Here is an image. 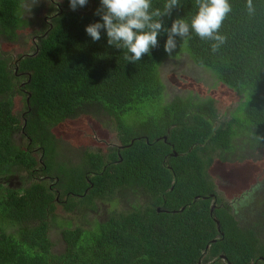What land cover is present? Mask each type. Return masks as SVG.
<instances>
[{
    "label": "trees",
    "instance_id": "obj_1",
    "mask_svg": "<svg viewBox=\"0 0 264 264\" xmlns=\"http://www.w3.org/2000/svg\"><path fill=\"white\" fill-rule=\"evenodd\" d=\"M28 1L0 0V35L9 42L17 43L19 32L31 25ZM164 3L152 0V7L163 10ZM194 3L180 0L162 18L164 26L190 18ZM230 3L220 29L227 40L215 53L211 41L192 34L187 44L177 37L170 57L162 31L159 47L130 63L126 49L108 45L106 31L95 42L85 31L101 21L95 14L100 0L76 10L70 0H59L52 27L43 22L33 56L13 62L0 53V179L28 175L20 188L0 183V264H264L260 219L250 224L245 216H232L227 205L210 216L215 160L243 163L250 158L240 153L264 149V0H253L252 15L246 0ZM185 54L193 67L242 96L226 126L215 98L167 93L161 67ZM19 96L21 119L15 111ZM86 117L116 125L120 162L104 161L118 159L112 148L105 155L90 152L86 170L63 161L55 127ZM17 133L25 146L14 139ZM241 201L251 204L248 197ZM117 203L130 208L90 221L89 230L65 220V248L53 251L50 234L60 213L97 214L102 205Z\"/></svg>",
    "mask_w": 264,
    "mask_h": 264
},
{
    "label": "rangeland",
    "instance_id": "obj_2",
    "mask_svg": "<svg viewBox=\"0 0 264 264\" xmlns=\"http://www.w3.org/2000/svg\"><path fill=\"white\" fill-rule=\"evenodd\" d=\"M56 4L59 0H54ZM41 2V3H40ZM29 0L26 2V19H28L31 25L22 32L19 33V39L17 43L7 41L4 36L0 35V50L4 53L14 56V54L19 53V55H29L33 56L34 50L36 49L33 43V38L38 35V32L44 31L46 29L43 26L44 17L51 18L52 15L56 13L50 0ZM55 4V5H56ZM38 42V41H37ZM161 76L164 83L167 85V93L182 91L183 94H188L192 92L194 95H198L201 98H207L211 96L215 98L218 102V107L221 108L222 114L220 115V124L226 126L230 119L233 117V112L240 106V101L242 96L237 95L228 87L218 84L217 80L213 75L206 71L196 67L189 60L188 56L185 54L181 56L180 61L166 60L161 67ZM171 99V98H169ZM22 96H19L17 102L15 103V111L21 119V111L23 109ZM136 116H126L125 120L135 122ZM90 126H96V123L92 122L88 118H81L78 120H70L64 122L63 124L57 126L54 129V134L58 140L59 151L62 155L63 161H71L75 164L77 163L80 155L85 150L99 151V153L105 155L108 151V146L100 145L88 137L84 132L89 129ZM107 129H111V135L107 137V142H116V125H109ZM92 137V136H91ZM16 141L22 142L26 145V140L20 137L17 133L14 137ZM105 143V144H106ZM239 155H244L245 158H250L243 163L233 162L222 164L221 167L218 165V159L215 160L212 168L210 169V176L212 175L215 183V194L220 199L224 205H233L232 199L234 197H239V193H243L245 190L250 189L249 186L261 182V188L259 189L255 197L254 202L251 204H242L238 206L233 205L241 213H237L240 219L248 220L251 224L254 220L260 219V224L262 226V235L264 236V218L262 213L264 212V149H257L254 152H242ZM258 156V158H253V156ZM233 158V155H232ZM41 159V157H40ZM233 166H229L232 165ZM88 168V166H86ZM233 171V185L230 183L221 184L218 180V175L222 176L230 175L229 173ZM28 175L26 173L20 174V176L13 177H3L0 179V183L6 187L20 188L21 179H27ZM229 178V177H227ZM230 179V178H229ZM247 203V201L245 202ZM243 206H242V205ZM111 205V204H109ZM102 205L97 214H85L83 209H76L72 213H60L58 219L53 223L51 230V239L55 243L54 252H62L65 248V244L62 240L61 232L68 226L62 223L66 220L71 222V227H83L85 230L92 228L90 221H96L99 223L102 219L109 216L110 213H120L122 211L123 205L117 203L110 206ZM245 205V206H244ZM122 206V207H121ZM213 206H215L213 204ZM126 208V206H125ZM127 210V208H126Z\"/></svg>",
    "mask_w": 264,
    "mask_h": 264
},
{
    "label": "clouds",
    "instance_id": "obj_3",
    "mask_svg": "<svg viewBox=\"0 0 264 264\" xmlns=\"http://www.w3.org/2000/svg\"><path fill=\"white\" fill-rule=\"evenodd\" d=\"M87 3L88 0H70V7L76 10ZM180 6V0H165L163 10L153 9L152 0H100L95 14L102 22L89 24L85 31L94 42L101 39L102 30L106 31L108 45L126 49L124 59L134 64L159 47L162 31L167 34L164 51L170 57L178 47L177 37L187 44L192 34L202 41H211V51L217 52L227 40L220 29L232 11L230 0H195L196 11L190 18L178 17L171 27H165L162 18L171 16ZM245 7L249 15L255 13L253 0H246Z\"/></svg>",
    "mask_w": 264,
    "mask_h": 264
},
{
    "label": "flooded vegetation",
    "instance_id": "obj_4",
    "mask_svg": "<svg viewBox=\"0 0 264 264\" xmlns=\"http://www.w3.org/2000/svg\"><path fill=\"white\" fill-rule=\"evenodd\" d=\"M37 1H39L40 2V0H37ZM50 2L52 3V5H53V7L55 8V11H56V13H57V11H58V9L60 8V6H55V4H56V2L54 1V0H50ZM41 3V2H40ZM56 5H59V2L56 4ZM55 13V14H56ZM54 14V15H55ZM53 15V16H54ZM26 18V17H25ZM51 20H52V17L51 18H48L47 16L46 17H44V21L47 23V24H49L50 25V28L52 27V23H51ZM43 26H44V24H43ZM24 30V29H23ZM20 32H22V31H20ZM19 32V33H20ZM43 31H41V32H38V35H35L34 36V38H33V43L35 44V46H36V48H37V41L39 42V40H40V38H41V33H42ZM11 43V42H10ZM0 53H2V55L4 56V55H6V56H8L9 58H11L12 60H13V62H14V60L15 61H18V60H20V58H21V56H24V54H21V55H19V53H16V54H14V56H12V55H10V54H7V53H4V52H2L1 50H0ZM87 118V117H86ZM56 128V127H55ZM108 127H105V125H104V123H98V122H96V126H90L89 127V129L88 130H86L85 132H84V134H86L88 137H90L92 140H94L96 143H98V144H100L101 146L102 145H104V146H108V148H112L113 149V151H116L115 152V154H117V156H118V159H116L115 158V160H113V161H109V160H104L107 164H110L111 162L112 163H114V164H116L117 162H120L121 160H122V154H121V151H122V149H123V145H122V143H121V141L119 140V138H118V134L116 135V142L115 143H110V142H107L106 143V141H107V137H109L110 135H111V129L109 128V129H107ZM92 136V137H91ZM21 137V136H20ZM140 138H143L144 140H148V136H146V135H140ZM165 138H167L168 139V137L167 136H165ZM106 143V144H105ZM109 150V149H108ZM90 152H92V154H98L99 153V151H90V150H85L81 155H80V157H79V159L78 160H76V161H78L77 163H75V164H73L72 163V160L69 162V164H71V166H74V165H81V168L82 169H85L86 168V166L87 165H85V163H86V160H87V156L90 154ZM108 152V151H107ZM101 154V153H100ZM219 163H218V165L221 167V165H222V163H221V161H218ZM68 164V165H69ZM227 164V163H226ZM229 166H233V164L232 165H229ZM92 168V166L90 167V169ZM88 169V168H87ZM86 170V169H85ZM210 173V172H209ZM92 174H95V172H91V174H90V177H92L93 175ZM230 175H227V176H222V174H219L218 175V180L221 182V184H223L224 185V183H231L232 185H233V171H231L230 173H229ZM209 176H210V174H209ZM87 177V176H86ZM227 177H229V178H227ZM210 179L213 181V185H215V183H214V180H213V177H212V175L210 176ZM89 182V181H88ZM90 183V182H89ZM261 183H262V181L261 182H259L257 185H256V187L255 188H253V190H252V192L251 193H249V195L247 196L250 200H251V202H254V200H255V197L257 196V195H259V193H258V191H259V189L261 188ZM87 192V191H86ZM139 192V191H138ZM140 193V192H139ZM239 194H242V192L241 193H239ZM79 197H81V196H79ZM209 198H212V201H211V206H210V216L212 217V216H214V213H215V211L216 210H219L220 208H223L225 205L224 204H222V202L220 201L219 202V200L220 199H218V197L216 196V194L215 195H213V194H211L210 195V197ZM208 198V199H209ZM236 197H234L231 201L233 202V200L235 199ZM142 200V199H141ZM246 200V199H245ZM150 201H151V198H148V202L150 203ZM243 201V200H242ZM241 201V202H242ZM245 202V201H244ZM213 204L215 205V206H213ZM236 204L237 205H239L240 204V202H238V201H236ZM243 204V203H242ZM241 204V205H242ZM124 207H122V211L120 212V213H125L129 208H130V206H126V205H124V204H122ZM125 206H126V208H127V210H126V208H125ZM228 206V208H229V211H230V214L233 216V213H235L236 215H237V210L238 209H235L234 207H233V205H227ZM111 208V207H110ZM158 209H160V208H157V212H158ZM160 212H165V213H170L169 211H167V210H164V211H160ZM175 212V211H174ZM221 257H222V259H225V257L223 256V255H221ZM201 264H206V263H203V262H201ZM209 264H212V262L211 263H209Z\"/></svg>",
    "mask_w": 264,
    "mask_h": 264
},
{
    "label": "water",
    "instance_id": "obj_5",
    "mask_svg": "<svg viewBox=\"0 0 264 264\" xmlns=\"http://www.w3.org/2000/svg\"><path fill=\"white\" fill-rule=\"evenodd\" d=\"M16 71H17V70H16ZM257 184H258V182H257L256 184H253V185L249 186L250 189H249L248 191L245 190V191H244L239 197L235 198V199L233 200V205L236 204V201L240 202V201L243 200L245 197H247V196L249 195V193L252 192L253 188L256 187ZM236 205H237V204H236ZM160 211H161V210L158 209V212H160ZM215 222H216V224H217L218 231L221 232V225H220V222H219L217 219H215ZM215 242H216V240H213V241H212V243H215Z\"/></svg>",
    "mask_w": 264,
    "mask_h": 264
}]
</instances>
